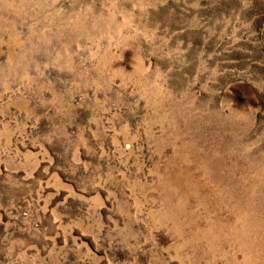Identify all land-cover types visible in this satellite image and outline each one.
<instances>
[{
	"label": "rangeland",
	"instance_id": "374dc122",
	"mask_svg": "<svg viewBox=\"0 0 264 264\" xmlns=\"http://www.w3.org/2000/svg\"><path fill=\"white\" fill-rule=\"evenodd\" d=\"M0 264H264V0H0Z\"/></svg>",
	"mask_w": 264,
	"mask_h": 264
}]
</instances>
